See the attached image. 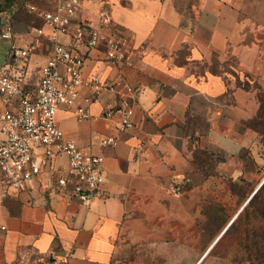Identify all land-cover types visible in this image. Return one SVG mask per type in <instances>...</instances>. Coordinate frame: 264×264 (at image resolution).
Returning a JSON list of instances; mask_svg holds the SVG:
<instances>
[{"label":"crops","instance_id":"obj_1","mask_svg":"<svg viewBox=\"0 0 264 264\" xmlns=\"http://www.w3.org/2000/svg\"><path fill=\"white\" fill-rule=\"evenodd\" d=\"M57 1L11 0L0 14L24 44L28 28L43 22L21 6ZM83 4L110 12L128 37L132 63H111L96 49L85 73L126 78L135 126L121 132L117 117L104 116L115 92L87 119L75 106L58 109L65 136L104 157V195L82 202L58 186L68 166L58 156L54 169L0 197V264H241L234 225L255 216L250 200L264 180V0ZM41 39L29 60L31 87L52 49ZM5 105L0 99V111ZM110 135L117 144H102Z\"/></svg>","mask_w":264,"mask_h":264},{"label":"built area","instance_id":"obj_2","mask_svg":"<svg viewBox=\"0 0 264 264\" xmlns=\"http://www.w3.org/2000/svg\"><path fill=\"white\" fill-rule=\"evenodd\" d=\"M25 9L40 18L43 27L30 26L24 44L12 21L1 32L10 42L13 62L0 70V99L6 104L0 111V197L11 188H26L40 174L54 169V159L65 154L67 173L56 176L58 186L70 189L82 202H90L104 195V157L84 151L74 139L66 137L56 114L62 106H75L77 118L87 119L95 101L105 92H115L118 101L104 109V116L117 117L121 132L135 126L130 98L134 88L126 78L122 74L109 79L97 72L85 73L86 61L96 49H101L111 63H132L126 48L128 37L116 28L110 12L89 10L83 0H58L52 8L27 4ZM43 37L51 41L52 49L40 66L37 84L31 87L29 60ZM101 141L105 145L118 142L112 135ZM144 146L140 142L137 148L142 150ZM175 184V191L181 192L183 182Z\"/></svg>","mask_w":264,"mask_h":264},{"label":"rangeland","instance_id":"obj_3","mask_svg":"<svg viewBox=\"0 0 264 264\" xmlns=\"http://www.w3.org/2000/svg\"><path fill=\"white\" fill-rule=\"evenodd\" d=\"M8 52L9 40L0 36V70L7 64L6 60ZM258 197L264 199V191ZM233 230L239 232L241 236V240L239 241L241 247V264H264V216L255 218L254 216L248 215L243 223H240L239 225L235 224ZM260 235H262V239L260 238ZM246 244H248L247 247ZM244 250L246 251L245 256L242 254ZM244 258L246 259V262H243Z\"/></svg>","mask_w":264,"mask_h":264},{"label":"trees","instance_id":"obj_4","mask_svg":"<svg viewBox=\"0 0 264 264\" xmlns=\"http://www.w3.org/2000/svg\"><path fill=\"white\" fill-rule=\"evenodd\" d=\"M10 4H11V0H1L0 1V11L6 10ZM21 8L24 9L25 5H22ZM1 17H2V15L0 14V35L2 32L3 24H4L1 20ZM263 191H264V183L262 184L260 189H258L256 194L250 200L249 207H252L251 209H252L253 215H255L254 216L255 218H257L259 216H264L263 215L264 199H260V197H258ZM260 238L261 239L263 238L262 235H260ZM248 243H250V242H248ZM247 246H248V244H246V247Z\"/></svg>","mask_w":264,"mask_h":264},{"label":"water","instance_id":"obj_5","mask_svg":"<svg viewBox=\"0 0 264 264\" xmlns=\"http://www.w3.org/2000/svg\"><path fill=\"white\" fill-rule=\"evenodd\" d=\"M264 183V180L262 181V183L261 184H263Z\"/></svg>","mask_w":264,"mask_h":264}]
</instances>
